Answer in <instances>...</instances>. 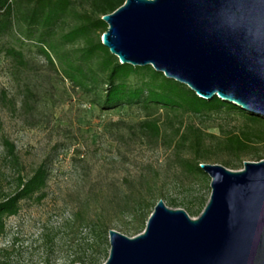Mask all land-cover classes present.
<instances>
[{"label": "rangeland", "instance_id": "rangeland-1", "mask_svg": "<svg viewBox=\"0 0 264 264\" xmlns=\"http://www.w3.org/2000/svg\"><path fill=\"white\" fill-rule=\"evenodd\" d=\"M87 9L82 0H74L72 13L60 21L50 39L56 49L52 52L53 64L33 41L20 43L18 35H5L0 40L2 47L20 49L29 62L28 68L18 71L4 52L0 53V200L15 191L17 175L27 178L39 165H44L48 173L42 199L34 195L21 200L19 212L5 218L0 264H85L73 260L92 256L85 247L91 236H97L89 228L97 216L108 223V230L133 237L144 229L125 232L121 226L134 224L126 209L134 199H149L153 193L157 202L166 204L169 198H177L191 205L199 196L210 197L211 178L207 174V180L187 174L176 163L173 149L153 146L132 132L145 116L141 107L101 109L95 103V94L105 86L85 92L60 72L58 55H63L101 76V54L88 61L82 59L86 39L70 44L61 41V35L78 24L73 15ZM97 36L94 32L89 39L95 41ZM143 79L146 77L130 76L127 83L139 86ZM26 88L33 92L31 98H26ZM159 113L164 119L165 112ZM181 120L219 137L229 131L257 128L235 111L224 110L208 117L186 114ZM5 139L15 146L17 163L8 157ZM255 148L263 151L264 143ZM246 161L259 160L248 156L233 170L242 169ZM76 220H83L87 226ZM106 245L109 254L108 233ZM107 257L101 256L98 264Z\"/></svg>", "mask_w": 264, "mask_h": 264}, {"label": "water", "instance_id": "water-1", "mask_svg": "<svg viewBox=\"0 0 264 264\" xmlns=\"http://www.w3.org/2000/svg\"><path fill=\"white\" fill-rule=\"evenodd\" d=\"M102 20L101 44L120 64L264 118V0H125ZM200 167L211 178L202 212L159 200L141 233L109 231L103 264H264V159Z\"/></svg>", "mask_w": 264, "mask_h": 264}, {"label": "trees", "instance_id": "trees-1", "mask_svg": "<svg viewBox=\"0 0 264 264\" xmlns=\"http://www.w3.org/2000/svg\"><path fill=\"white\" fill-rule=\"evenodd\" d=\"M82 1L87 4L88 9L73 15L78 24L62 34L61 41L62 44H70L79 38L86 39L88 43L82 49V59L88 61L93 56L101 54L98 62L101 76H97L92 69H84L67 56L58 55L60 72L64 78L69 79L74 86L85 92L96 90L100 85L105 86L95 94V103L101 109L109 110L125 105L141 107L145 116L132 127L135 129L132 132H137L153 146L173 149L176 163L189 175L200 176L207 180L206 173L200 167L201 164L213 161L229 169H238L248 156L257 160L264 158L262 154L264 150L255 148L256 145L264 143V118L247 113L216 96L209 101L199 98L187 86L166 78L151 66L120 64L118 59L101 44L100 35L107 30V24L102 17L114 12L125 0ZM73 4L74 0H0V40L5 35L13 37L18 35L17 41L20 43L23 40L33 41L45 59L53 64L52 52L56 53V49L50 39L56 34L62 18L72 13ZM94 32H98V36L95 41H91L89 38ZM1 52L10 59L16 70L29 67V62L20 49L0 45ZM136 75L145 76L146 79H143L139 86L129 85L128 77ZM32 96L33 92L26 88V98ZM224 110L240 113L249 125H256L257 128L247 127L238 132L229 131L219 137L206 133L199 126L184 124L181 120V116L186 114L208 117ZM159 111L165 112L164 119L160 118ZM3 144L12 163H17L15 146L7 139ZM224 155L226 159L222 158ZM47 176L44 165L35 168L27 178L16 176L15 191L4 195L0 200V238L5 234V218L19 212L21 200L34 195L38 200L42 199ZM150 198L153 199L150 201ZM207 200L204 196H199L189 205L183 200L169 198L166 204L173 208H184L190 217H197L204 209ZM156 202L153 193L149 194V199L143 196L134 199L132 206L126 207L129 210L128 215L134 219V224L132 226L123 224L122 229L125 232H141ZM77 215L75 214L76 219ZM78 222L81 226H87L83 220ZM89 228L91 234L97 235L91 236V240L87 242L89 244L85 247L91 250L92 256L88 260L77 257L73 263L98 264L101 256H108L106 247L107 233L110 231L108 223L102 216H97Z\"/></svg>", "mask_w": 264, "mask_h": 264}]
</instances>
